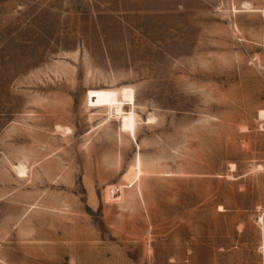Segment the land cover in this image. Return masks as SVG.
<instances>
[{
    "label": "rangeland",
    "instance_id": "1",
    "mask_svg": "<svg viewBox=\"0 0 264 264\" xmlns=\"http://www.w3.org/2000/svg\"><path fill=\"white\" fill-rule=\"evenodd\" d=\"M91 1L0 0V264H264V0Z\"/></svg>",
    "mask_w": 264,
    "mask_h": 264
},
{
    "label": "crops",
    "instance_id": "2",
    "mask_svg": "<svg viewBox=\"0 0 264 264\" xmlns=\"http://www.w3.org/2000/svg\"><path fill=\"white\" fill-rule=\"evenodd\" d=\"M108 3H109L108 0L107 1H104V0H92L91 1V4L97 5L98 7L99 6H108ZM105 8H108V7H105ZM113 12H115V11L110 10V9H106V10L95 9L94 10V16H93V20L96 23V27H97V30H98L99 35H100L101 43H102L103 48H104L103 51L105 53L107 68H109V69L115 67V66L110 64V56L108 55L109 51H111L114 48L116 51H121L123 53L124 52V44L126 42L125 41L126 36L123 32L124 31V22L122 20L123 18H121V17L117 16V19H118V21H121V24L119 23V25H118L120 35H119V38H118V41L116 42V44L108 41L107 35L105 33H103V31L101 32L102 28L98 24L99 18H101L102 16H105L107 14L113 13ZM122 12H124V11H121V13ZM120 29H121V31H120ZM115 68H119V67H115Z\"/></svg>",
    "mask_w": 264,
    "mask_h": 264
},
{
    "label": "bare ground",
    "instance_id": "3",
    "mask_svg": "<svg viewBox=\"0 0 264 264\" xmlns=\"http://www.w3.org/2000/svg\"><path fill=\"white\" fill-rule=\"evenodd\" d=\"M259 116H263V117H264V111H261ZM23 172H24L23 169H20V170H19V174H20V175H21V174L23 175Z\"/></svg>",
    "mask_w": 264,
    "mask_h": 264
}]
</instances>
